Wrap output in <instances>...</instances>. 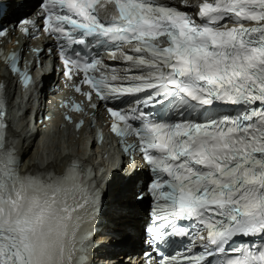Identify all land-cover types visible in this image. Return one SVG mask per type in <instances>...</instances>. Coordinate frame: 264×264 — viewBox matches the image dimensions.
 Here are the masks:
<instances>
[{"label": "snow or ice", "instance_id": "1", "mask_svg": "<svg viewBox=\"0 0 264 264\" xmlns=\"http://www.w3.org/2000/svg\"><path fill=\"white\" fill-rule=\"evenodd\" d=\"M6 8L19 13L12 29ZM15 30L51 40L83 98L71 111L95 122L103 107L124 153L140 154L146 178H123L121 218L145 206L141 264H264V0H0V38ZM0 62L36 86L22 51L0 48ZM8 84L0 78V264H92L107 193L79 158L59 172L24 167Z\"/></svg>", "mask_w": 264, "mask_h": 264}, {"label": "bare ground", "instance_id": "2", "mask_svg": "<svg viewBox=\"0 0 264 264\" xmlns=\"http://www.w3.org/2000/svg\"><path fill=\"white\" fill-rule=\"evenodd\" d=\"M30 1L32 2L34 0ZM192 2H195V0H192ZM8 81L9 88H11L12 80L9 78ZM17 103V106H21L23 100L19 99ZM29 111L30 107L28 108V112ZM12 131L17 134L18 128ZM79 135H81V133ZM21 153L24 158V167H31L33 171L51 170L52 168L56 171H62L66 164V159H71V157H79L81 160L90 164L95 161V153L92 151L87 152L80 136L77 137L75 133H72L68 129H65L60 139H53L49 144L32 146V143H26L23 145ZM143 177L144 173L136 175L138 181L142 180ZM125 190V182L119 177L105 196L108 209V227L110 231L115 234L114 238L116 239L114 240L115 244L109 242V248H136L138 245V237L140 235L139 227L142 216H144V206H137L135 215L131 217L130 220L122 219L121 205L125 200ZM129 222H131L133 227H123V225ZM117 238L120 241L117 242ZM135 252L136 249H133L132 253ZM120 258H122V256H120Z\"/></svg>", "mask_w": 264, "mask_h": 264}, {"label": "rangeland", "instance_id": "3", "mask_svg": "<svg viewBox=\"0 0 264 264\" xmlns=\"http://www.w3.org/2000/svg\"><path fill=\"white\" fill-rule=\"evenodd\" d=\"M140 207H143L144 205H139ZM144 208H145V206H144ZM144 208H143V210H144Z\"/></svg>", "mask_w": 264, "mask_h": 264}]
</instances>
